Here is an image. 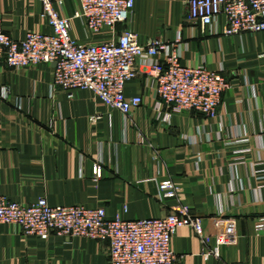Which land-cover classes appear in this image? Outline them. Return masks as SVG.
Wrapping results in <instances>:
<instances>
[{
    "label": "crops",
    "instance_id": "obj_1",
    "mask_svg": "<svg viewBox=\"0 0 264 264\" xmlns=\"http://www.w3.org/2000/svg\"><path fill=\"white\" fill-rule=\"evenodd\" d=\"M189 0H136L126 24L90 33L72 19L79 43H103L125 30L141 44L160 39L185 66H204L229 82L214 117L184 112L166 119L149 68L126 86L143 104L123 115L87 91L72 95L53 84V65L0 66V195L32 204L104 208L108 218H162L188 207L202 219L172 241L175 264H264V32L226 35L218 17L205 32L188 18ZM77 0L60 14L73 18ZM39 0H0L5 31L22 40L50 33ZM157 60L165 63L159 55ZM102 177H96L97 167ZM179 189L164 198L160 184ZM215 252L217 256L208 253ZM0 264H110L108 243L57 235L48 240L0 226Z\"/></svg>",
    "mask_w": 264,
    "mask_h": 264
},
{
    "label": "built area",
    "instance_id": "obj_2",
    "mask_svg": "<svg viewBox=\"0 0 264 264\" xmlns=\"http://www.w3.org/2000/svg\"><path fill=\"white\" fill-rule=\"evenodd\" d=\"M41 19L50 33L30 31L16 40L5 31L0 18V66L29 69L53 65V84L72 95L87 91L105 106L131 115L143 104L140 96L128 97L127 84L137 78L139 67L149 68L158 98L157 108L166 119L184 112L206 117L217 115L229 82L223 74L204 66H185L180 52L162 40L144 45L137 35L125 30L117 39L83 45L71 35L72 19H80L90 33L115 31L126 24L136 0H77L73 18L60 14L66 0H39ZM223 16L226 35L264 32V0H189V21L202 31ZM159 55L165 63L157 60ZM96 177H102L101 167ZM164 198L175 197L179 189L170 180L160 184ZM0 226L18 227L25 236L48 240L57 235L70 239H90L108 243L110 264H175L178 260L172 241L180 229L192 228L200 238L202 219L188 207L174 209L162 218L125 220L108 218L104 208L83 205L51 206L46 199L25 204L0 195ZM264 230V221L257 225ZM217 256L215 252L208 253Z\"/></svg>",
    "mask_w": 264,
    "mask_h": 264
}]
</instances>
